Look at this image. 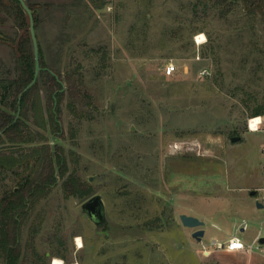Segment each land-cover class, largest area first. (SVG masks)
<instances>
[{
  "label": "rangeland",
  "instance_id": "obj_1",
  "mask_svg": "<svg viewBox=\"0 0 264 264\" xmlns=\"http://www.w3.org/2000/svg\"><path fill=\"white\" fill-rule=\"evenodd\" d=\"M24 1L35 7L47 66L73 72L81 92L73 103L84 116L66 97L62 136L47 134L48 143L62 148L66 177L102 197L107 216L96 228L81 210L87 199L65 198L58 178L22 230V247L32 238L36 251L25 249V264H221L201 253L228 239L212 221L247 223L243 239L264 264V246L251 238L254 227L264 231V122L248 129L264 106V17L250 16L243 0ZM12 2L0 0V77L14 71L22 34ZM185 209L211 212L201 242L180 223Z\"/></svg>",
  "mask_w": 264,
  "mask_h": 264
},
{
  "label": "trees",
  "instance_id": "obj_2",
  "mask_svg": "<svg viewBox=\"0 0 264 264\" xmlns=\"http://www.w3.org/2000/svg\"><path fill=\"white\" fill-rule=\"evenodd\" d=\"M12 1L15 21L22 34L14 41V71L6 77H0V184L10 175L14 177L13 187L8 188L4 184L3 189H0V257L3 264H25V249L31 247L35 251V248L32 238L26 242L25 248L22 247V230L37 204L49 195L58 178H65L68 172L62 148L51 146L47 134L62 136L60 104L66 97L69 98L67 107L71 113L79 117L84 114L78 112L73 103V99L81 93L73 72L63 75L57 68L47 66L39 40L41 67L35 83L26 89L34 79V46L29 17L18 0ZM216 1L228 4V0ZM243 2L250 16L264 17V0ZM26 4L34 14V30L37 33L39 19L35 7ZM5 38L0 31V41ZM41 102L47 116L44 115ZM263 114V105L252 112V116ZM61 190L65 198L85 200L92 193L89 184L73 173L62 181ZM36 231L34 228L32 232Z\"/></svg>",
  "mask_w": 264,
  "mask_h": 264
},
{
  "label": "crops",
  "instance_id": "obj_3",
  "mask_svg": "<svg viewBox=\"0 0 264 264\" xmlns=\"http://www.w3.org/2000/svg\"><path fill=\"white\" fill-rule=\"evenodd\" d=\"M226 188L231 189L232 186H230V187L226 186ZM234 189H238V188L236 187ZM243 189L245 192L249 193V196H251L250 190L248 189V187L244 186ZM256 195H257V193H256ZM260 204L262 205V203H260ZM263 207H264V205H262V207H258V208H263ZM180 214H186L188 216H194V217H197V218L203 220L205 225L202 227V229H204V231H205L204 236L206 235V232H207V225L206 224L211 219V212H209L208 210H206V212H203V211L199 212L196 210H189L188 211L185 209ZM241 225L242 224H239V226L234 227V224H230L229 228H226L227 229L226 230V229L222 228V224H220L219 222L217 223L215 221H212L213 227H216L221 231L227 232L226 234L228 236L227 237L228 239H225L223 241H218V242H223V243L227 242L230 238L235 236L238 239H240L242 242H244V244L246 246H252L250 244H247L246 243L247 241H245V239H243L244 235L246 234V230L248 229L247 223L243 224V226H241ZM263 225H264V222H261L260 226L262 227ZM251 231H252L251 238H252L253 242L257 243V242H259L260 239H262V238L264 239V231L262 228L256 229V227H254L253 229H251ZM193 232H194V229L189 230V236L190 237H191ZM204 236H203V238H204ZM213 242H217V241H213ZM259 244L264 246V244H261L260 242H259ZM201 253L207 257L213 255V257L220 260L221 264H261L259 258H256L253 256V251L247 252V251L217 250L213 246H212V248H209L206 245H203L202 249H201Z\"/></svg>",
  "mask_w": 264,
  "mask_h": 264
},
{
  "label": "water",
  "instance_id": "obj_4",
  "mask_svg": "<svg viewBox=\"0 0 264 264\" xmlns=\"http://www.w3.org/2000/svg\"><path fill=\"white\" fill-rule=\"evenodd\" d=\"M18 2L29 17L30 33H31V38H32L33 46H34V55L36 59L34 79L31 82V84L26 88L28 89L35 83L37 75H38V71H39L38 46H37V40L35 36V31H34V20H33L32 10L27 6L24 0H18ZM239 140H240V137L231 138L232 142H237ZM256 193H257V190L250 191L251 196H255ZM257 207H262V205L259 202H257ZM81 210L88 217V219L95 225L96 228L102 229L107 224L106 208H105L104 201L102 200V197L100 195L97 194L87 199L81 205ZM179 220L183 227L194 229V232L191 235L193 239H195L198 242L202 240L204 233H205L204 229H202V227L205 225L203 220L197 217H194V216H188L186 214H180ZM259 242L261 244H264V239L263 238L260 239Z\"/></svg>",
  "mask_w": 264,
  "mask_h": 264
},
{
  "label": "built area",
  "instance_id": "obj_5",
  "mask_svg": "<svg viewBox=\"0 0 264 264\" xmlns=\"http://www.w3.org/2000/svg\"><path fill=\"white\" fill-rule=\"evenodd\" d=\"M196 43L200 44L201 42L196 39ZM164 73L166 76H172L176 73V66L173 63H169L165 66ZM176 147V145H175ZM178 147V146H177ZM262 153L264 154V148L262 149ZM264 168V166H263ZM212 246L217 250H228V251H247L251 252L253 246H246L244 242H242L237 237L230 238L227 242H213Z\"/></svg>",
  "mask_w": 264,
  "mask_h": 264
},
{
  "label": "clouds",
  "instance_id": "obj_6",
  "mask_svg": "<svg viewBox=\"0 0 264 264\" xmlns=\"http://www.w3.org/2000/svg\"><path fill=\"white\" fill-rule=\"evenodd\" d=\"M200 37L203 38V39H198L200 42H206L207 37L203 33H201L198 38H200ZM262 122H264V117L256 116V117L250 118L248 121L249 131L253 132V133L259 131L260 130L259 126L261 125ZM75 239H76V243L79 242V243H77V246L82 248L83 247L82 238L76 237ZM59 264H63V262L60 261Z\"/></svg>",
  "mask_w": 264,
  "mask_h": 264
},
{
  "label": "bare ground",
  "instance_id": "obj_7",
  "mask_svg": "<svg viewBox=\"0 0 264 264\" xmlns=\"http://www.w3.org/2000/svg\"><path fill=\"white\" fill-rule=\"evenodd\" d=\"M198 39V37H197ZM60 260L59 259H54V263L53 264H59Z\"/></svg>",
  "mask_w": 264,
  "mask_h": 264
},
{
  "label": "snow or ice",
  "instance_id": "obj_8",
  "mask_svg": "<svg viewBox=\"0 0 264 264\" xmlns=\"http://www.w3.org/2000/svg\"><path fill=\"white\" fill-rule=\"evenodd\" d=\"M198 39H203L202 37H200V38H198ZM255 123V122H254ZM77 243H79V242H77Z\"/></svg>",
  "mask_w": 264,
  "mask_h": 264
}]
</instances>
